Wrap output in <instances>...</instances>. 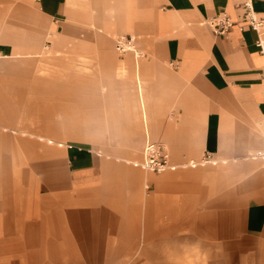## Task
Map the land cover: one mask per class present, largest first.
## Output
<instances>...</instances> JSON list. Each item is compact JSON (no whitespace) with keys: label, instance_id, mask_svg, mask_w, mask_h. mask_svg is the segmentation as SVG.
Instances as JSON below:
<instances>
[{"label":"crops","instance_id":"0c3cea01","mask_svg":"<svg viewBox=\"0 0 264 264\" xmlns=\"http://www.w3.org/2000/svg\"><path fill=\"white\" fill-rule=\"evenodd\" d=\"M246 1L98 0L93 14L106 37L92 39L99 63L89 72L93 76L72 75L76 84L87 85H77L74 124L66 122L65 96L59 98V117L52 120L42 99L37 109L21 108V87L12 86L4 98L0 82V150L18 147L17 142L47 149L63 143L58 137H65L66 129L75 133L70 135L75 144L59 150L58 162L50 158L37 168L44 188L34 194L28 185L21 210L0 198V264H83V244L91 264H101L103 249L109 253L110 241L120 237V224L147 221L152 208L156 212L160 206L162 176H150L148 204L143 173L120 162L137 155L141 123L177 158L202 155L197 162H219L202 170L203 176L218 175L220 192L206 207L193 210L188 220L193 240L206 243L222 264H264V47L260 50L255 31L241 21ZM249 1L264 19V0ZM68 3L0 0V54L34 57L56 33L62 34V44L77 13ZM221 13L235 24L218 35L207 21ZM119 34L134 37L143 54L138 63L130 52L113 54L110 38ZM50 68L41 60L37 78L53 75ZM57 72L59 94L66 95V71ZM106 142V149L120 155L93 149L100 144L105 149ZM23 170L35 174V166ZM68 235L83 244H68Z\"/></svg>","mask_w":264,"mask_h":264},{"label":"rangeland","instance_id":"374dc122","mask_svg":"<svg viewBox=\"0 0 264 264\" xmlns=\"http://www.w3.org/2000/svg\"><path fill=\"white\" fill-rule=\"evenodd\" d=\"M68 2L69 6L75 8L77 12L75 16L72 15V19L75 20L72 23L74 26L73 32L70 35H66L67 37H64V42L61 38L62 44L60 45L58 43L59 38L63 37L62 34H51L49 45L47 44V47H41L39 54L34 57L26 54L12 53L11 57L4 58L0 54V71L3 72V78H0V82H2L1 86L3 87L4 98L9 97V88L12 86L21 87L20 90L23 92L19 96V107L21 108L28 110L31 108L37 109V101L39 102L42 99L41 103H43L44 113L52 120H56L59 117V98L65 96L67 99L65 106L66 122L74 124L75 108L77 106L75 104V98L80 97L78 91L80 92L81 90H76V88L78 86L87 87V85L82 82L76 84L71 79L72 75L79 74L81 78L84 76H93L89 72L98 70L99 63L97 62L96 49L92 46V39H102L106 36L100 32L101 27L97 23L98 17L93 14V7L96 6L98 0H68ZM80 7L83 8V12L79 11ZM91 8L92 11L90 10ZM79 20L81 21L79 22ZM210 28L212 29V27ZM119 36L126 35L119 34L113 36L112 39L110 38L113 54L117 58L121 56L115 50V40ZM129 52L134 64L138 63L143 55L141 50L136 46L135 51ZM41 60L51 65L50 70H52L53 75L49 76L50 78H37L39 72L36 70V66ZM83 67L90 68V71L84 70ZM58 68L64 69L67 74V77L62 80L65 83L66 95L59 94V78L54 77L58 73ZM24 115L25 110L24 112L21 110L20 116L23 117ZM68 127L67 125L66 128ZM71 127L74 126L72 125ZM139 128L141 130L142 140L139 143L137 155L127 157V160L119 161L123 166L127 165L131 168H139L143 173L142 187L144 193L148 196L145 198L148 204L151 201H149V196L152 193L149 191L152 188L150 186L152 183L150 176H162V179L157 181V187L160 189L158 193L161 195L160 202H158L160 206L156 208V212L155 208H152L153 212L151 210L152 213H150L152 215H148L145 218L147 219L145 222L138 221L135 224H120L122 231L120 232L119 229H116L119 231L117 234L120 237H116V239L110 241L109 253H106L107 248L103 249L105 253L100 256L101 264H222L219 254L207 248L208 245L206 243L200 244L193 240L191 235L192 228L188 224L193 210L197 211L206 207L208 202L214 201V198L219 196L220 186L218 175L208 173L203 176L202 174V170L205 168H217L219 162L216 161V164H205L202 166L197 163V160L202 158V155L197 158H177L171 148L161 138H153L152 132L149 129L150 127L148 128V134L142 123ZM72 134L75 133H70L69 129H66L64 134H62L66 136L58 137V140H62L63 143H55L47 147V149L41 143L26 144L20 142V144L17 142L18 147L13 145V148L8 149L4 146V150H0V198L10 201V204L14 203L15 207L21 210L25 203V194L28 191V185H33L32 190L34 194L44 188L43 184H41L43 175L41 173L36 174L39 171L37 168L46 164V160L50 158L56 159L58 162L59 150L65 149L66 147L70 148L75 144L73 143L75 139L70 138ZM146 140L151 142L155 141L164 148H167L166 150L170 153V159H172L173 163L180 162L183 165L195 159L194 161L197 164L194 166L183 165L174 169L175 171L166 170L161 173L145 171L144 168L142 170L140 169V162H142V147ZM161 141L164 142L165 146ZM100 145L102 146V144ZM101 146L93 149L96 152L99 151L100 154L108 153V156L120 155V153L106 149L108 148L107 142L105 143V149H102ZM13 150L16 152V155L10 153ZM29 166H35V174L28 175L25 173L26 171L23 168ZM190 171L200 172L194 175L191 173L189 176H182L183 173ZM188 188L191 190L190 193H192V198L194 199V201L193 199L191 201L193 206H188L187 203ZM225 188L224 185L223 191ZM227 189H231V187L228 185ZM119 194H121V191ZM14 197H16L15 200ZM130 230L133 234L130 233ZM128 234H132L133 237H128ZM72 243L83 244L79 238L75 239L73 236L68 235V244ZM81 246L83 250V264H91L92 259L88 254H85L86 248L84 244Z\"/></svg>","mask_w":264,"mask_h":264},{"label":"built area","instance_id":"2783aa9c","mask_svg":"<svg viewBox=\"0 0 264 264\" xmlns=\"http://www.w3.org/2000/svg\"><path fill=\"white\" fill-rule=\"evenodd\" d=\"M244 15L241 20L246 23L257 35V46L260 50H263L261 36L264 33V19L258 18L251 7L250 1L243 3ZM240 27H242L244 24ZM212 31L215 34L221 35L226 33L235 22L231 20L225 13L218 14L208 21ZM115 50L124 54L129 51H135L134 39L131 36H119L115 40ZM142 168L147 171L161 173L168 169H175L178 165L174 164L169 156L167 150L159 145L157 142H151L146 140L142 147V162H140Z\"/></svg>","mask_w":264,"mask_h":264},{"label":"bare ground","instance_id":"6f19581e","mask_svg":"<svg viewBox=\"0 0 264 264\" xmlns=\"http://www.w3.org/2000/svg\"><path fill=\"white\" fill-rule=\"evenodd\" d=\"M254 14L256 15V13L254 12ZM257 16V15H256ZM263 36H264V33L262 34V45H263V47H264V38H263ZM134 38V37H133ZM259 154H261V153H259ZM210 162H212V159L210 160V159H207V158H205V159H203V161H200V162H197L198 164H202V163H210ZM196 162H193L192 160H190L189 162H187V163H185L184 164V166H194V165H196L197 164ZM212 164H213V162H212ZM178 166L176 167V168H178V167H181V166H183L182 164H177ZM175 168V169H176ZM168 170H171V169H168ZM174 170V169H173Z\"/></svg>","mask_w":264,"mask_h":264}]
</instances>
